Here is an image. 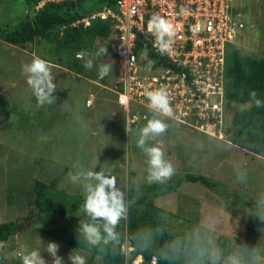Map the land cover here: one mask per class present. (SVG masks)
<instances>
[{"label": "rangeland", "instance_id": "1", "mask_svg": "<svg viewBox=\"0 0 264 264\" xmlns=\"http://www.w3.org/2000/svg\"><path fill=\"white\" fill-rule=\"evenodd\" d=\"M232 3L235 11L241 13L245 27L228 49L240 47L246 53L264 57V0H232ZM28 13L31 10L26 0H0L2 26H14ZM111 39H116V33ZM109 44L110 41L98 38L93 54L79 56L83 64L100 48L107 50ZM50 51L43 40H36L26 48L0 40V94L10 103L0 102V223L16 220L19 229L0 248L9 260L7 264H22L24 252L43 248L49 242L57 243L58 255L65 264H71L68 257L76 248L35 229L34 223L42 224L44 218L49 217L50 221L51 217L42 214V219L39 215L37 219H26L32 209L35 213L36 179L50 182L59 177V189L84 197L82 188L70 181V173L78 167L92 170L98 160L94 170L103 166L127 190L155 183L147 181L146 156L136 147L140 130L153 118V112L146 106L136 107L147 117L127 123V112L118 104L113 88L118 78L115 75L118 45L113 44V50L99 57L113 66L106 80L98 78L95 66L85 68L89 75L64 67L58 55ZM37 56L50 62L56 83L53 102L43 106L37 103L22 72V65ZM90 97L92 104L87 101ZM237 99L238 94L230 104L226 101L222 137L218 132L220 124L217 131L207 128L210 132L207 134L203 129L192 130L188 122L165 116L161 118L168 123V129L149 143L163 146L176 169L172 177L204 174L218 183L211 189L201 182H183L169 194L156 198L166 222L187 230L203 217L215 214L220 220L221 237L229 238L231 246L236 241L252 247L261 238L264 241V221L250 213L255 207L254 199L264 193V156L226 139L236 107L247 106ZM237 171L246 174V182L237 181ZM123 248L127 254L133 250L128 243ZM77 251L86 257L87 264H121L94 256L88 250L77 248ZM42 255L51 261L47 252L42 251ZM143 262L139 255L131 264Z\"/></svg>", "mask_w": 264, "mask_h": 264}, {"label": "trees", "instance_id": "2", "mask_svg": "<svg viewBox=\"0 0 264 264\" xmlns=\"http://www.w3.org/2000/svg\"><path fill=\"white\" fill-rule=\"evenodd\" d=\"M26 1L31 13L14 26L0 24V40L23 48L30 46L36 40H43L51 51L58 55L60 64L85 75H89V71L85 69L81 58L93 54L98 38L110 41L106 51L113 50V44L119 47L118 38L111 39L113 32L116 33V20L111 15L107 17L99 15L106 10L117 12L116 0L48 1L39 8L37 6L40 0ZM145 49L148 51V56L155 61L156 67H176L168 57L159 54L153 47L151 36L140 34L136 50L145 52ZM100 63L103 61L98 58L96 64ZM225 64L226 101L230 104L238 94L239 103L247 105L236 107L231 120L232 129L226 131V138L240 147L264 156V106L256 107L254 103H249V94L253 90L257 92V98L264 100V57L234 47L228 49ZM119 69L118 63L115 75L118 74ZM93 70L97 71L96 67ZM0 102L10 105L8 99L1 94ZM135 112L136 108L132 106L131 113ZM59 182V177L50 182L35 180L33 190L35 213L32 209L26 219H37L38 215L39 219H42L41 215L46 214L51 217L50 221L47 220L49 217H46L42 224L34 223L38 232L61 240L73 248L88 250L94 256L100 255L104 259L121 264H131L138 255L143 256V264H152L153 258L156 264H162L155 251H141L133 245L129 237L136 230L159 225L160 236L157 245L168 239L170 231H183L180 227L169 225L166 220H162L163 208L156 203V198L169 194L183 182H201L211 189H215L218 185L207 175L186 173L178 178L171 177L164 183L155 182L140 185L137 189H128V199L131 201L129 217L127 221H122L118 225V231L123 232L126 239L115 249L112 247L88 249L79 245L77 232L79 220L87 219L81 210L84 197L59 189ZM16 233H19L16 220L0 223V248L2 249L3 243L9 241ZM124 243L133 247L129 254H126L123 248ZM221 244L226 249L231 247L227 237H221ZM3 260L9 262L5 254L0 251V262Z\"/></svg>", "mask_w": 264, "mask_h": 264}, {"label": "clouds", "instance_id": "3", "mask_svg": "<svg viewBox=\"0 0 264 264\" xmlns=\"http://www.w3.org/2000/svg\"><path fill=\"white\" fill-rule=\"evenodd\" d=\"M183 12L184 9H181L180 14ZM147 32L154 38L153 47L159 54H171L176 34V27L172 22L158 13L154 14L148 21ZM105 52V48H100L94 56L84 60L85 68L96 67L98 78L101 80L110 74L113 67L106 62L94 64V60ZM144 55L146 58L148 57L147 49H145ZM149 64H151V60H149ZM22 72L27 76V84L33 90L37 103L41 106L51 104L56 92V83L50 62L38 56L34 57L31 62L22 65ZM249 95V103H254L256 107L264 106V100L257 98L255 90L251 91ZM224 97L223 119L226 104V96ZM147 99L148 109L153 112V118L149 119L147 124L141 128L136 140V147L142 150L146 156L147 181L149 183H164L175 174L176 169L167 157L163 146L150 144L149 141L154 140L168 129V123L161 117L173 116L171 97L168 89L161 86L149 91ZM76 119L80 120L79 115L76 116ZM218 126L219 124L215 127L216 131ZM190 128L202 130L193 126ZM203 130L202 132L210 133L207 129ZM218 132L220 137L224 135L223 124L219 126ZM97 163L98 160L94 169ZM94 169L85 170L78 167L69 176L70 181L82 188L84 193L81 210L87 219L79 220L78 243L82 248L88 249L108 247L115 249L126 239L125 234L118 231V225L122 221L128 220L131 201L128 199L127 188L120 186L116 177L107 173L103 166L99 171ZM236 179L238 182L244 183L246 174L237 171ZM254 201L255 207L251 209L250 213L264 221V193L259 194ZM162 220H166V217H162ZM159 236L160 226L157 225L156 227L140 228L133 232L129 238L138 250L155 251L162 264H264V241L262 238L252 247L247 244L240 245L234 241V244L226 249L221 244L220 220L215 214L203 217L187 230L170 231L168 239L157 245ZM58 250L57 243L49 242L44 244L43 248L24 252L21 256L22 264H65L64 258L58 255ZM42 251L52 257L51 261L44 258ZM68 259L71 264H87L86 257L79 254L77 248L72 250ZM152 264H156L155 258H153Z\"/></svg>", "mask_w": 264, "mask_h": 264}, {"label": "built area", "instance_id": "4", "mask_svg": "<svg viewBox=\"0 0 264 264\" xmlns=\"http://www.w3.org/2000/svg\"><path fill=\"white\" fill-rule=\"evenodd\" d=\"M48 1L60 0H40L37 7ZM116 1L117 12L106 10L99 15H111L116 20L120 70L113 88L118 104L127 112V123L146 118L136 107L148 108L147 93L164 86L170 93L172 118L201 129L221 125L228 45L243 34L245 27L232 0ZM157 13L176 27L173 50L164 55L176 67H156L153 58L136 50L140 34L151 36L147 24ZM92 102L89 98L88 103ZM132 106L135 113H131Z\"/></svg>", "mask_w": 264, "mask_h": 264}, {"label": "water", "instance_id": "5", "mask_svg": "<svg viewBox=\"0 0 264 264\" xmlns=\"http://www.w3.org/2000/svg\"><path fill=\"white\" fill-rule=\"evenodd\" d=\"M0 264H7L5 260L1 261Z\"/></svg>", "mask_w": 264, "mask_h": 264}]
</instances>
